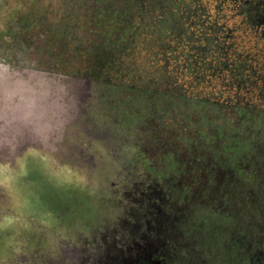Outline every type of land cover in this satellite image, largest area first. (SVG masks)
<instances>
[{
	"label": "clouds",
	"instance_id": "1",
	"mask_svg": "<svg viewBox=\"0 0 264 264\" xmlns=\"http://www.w3.org/2000/svg\"><path fill=\"white\" fill-rule=\"evenodd\" d=\"M98 16L92 0H0V264H86L75 210L53 230L33 202L79 203L131 170L138 105L94 55Z\"/></svg>",
	"mask_w": 264,
	"mask_h": 264
},
{
	"label": "rangeland",
	"instance_id": "2",
	"mask_svg": "<svg viewBox=\"0 0 264 264\" xmlns=\"http://www.w3.org/2000/svg\"><path fill=\"white\" fill-rule=\"evenodd\" d=\"M178 1H184L186 3L183 5L184 9L181 8V12L177 11L173 13L166 7H159L158 10L162 12V15H160L162 18L159 21H155V17L151 14H148L147 17L145 16L146 18L144 17L141 20L136 19L137 22L135 21V25L137 26L134 27L135 29L133 28L132 31L130 30L128 40L123 43L121 52H111L108 51L106 47H104V50H93L94 55L106 63L110 75L117 76L121 72H125L127 83L129 81L133 85L122 90L127 91L135 98L138 105V112L132 118V122H139V128L137 127V142L132 145L136 151L132 153L129 161L131 170L125 169V171L127 173H140V171L145 168L144 166L147 164V160H149V158H154V164H149V171H151V173L160 176L184 173L186 177L190 176V183L187 182V179L182 175H176L174 179L177 180L180 185L183 184L184 187H181V196L177 200L172 199L173 201L171 200V203L175 205L174 203L180 201L179 207L182 206V209L187 207V220L186 223L180 225L178 229L177 226H175V230L177 229L176 234H172L171 236L174 238L173 241L176 246V251L175 253L171 251H164L161 253L162 256L160 257L164 259V264H249L246 258L243 259L237 253H234L235 251H232L235 238L233 235L230 237L229 235L232 233L234 227L238 229L243 225L248 226L251 222V217L253 216L252 218L255 219V216H257V214H253V212L259 209L261 210L259 217L264 226V195H262L264 194V189L259 186L256 189L257 191L253 192L250 187V192L252 193V195L250 194L251 198H258L253 200L246 196L242 199L239 195L240 191L251 185L250 181L252 176L249 173L232 172L223 179L218 176L219 179L215 180L216 185L214 187V183L210 180L209 176H207V179L196 178L194 172H188L180 155L186 152L188 147L187 142L191 138V135L198 130H203V112L192 104L181 105L182 112L180 109L177 110L176 108L173 110V107L180 104L177 103L178 100H173L169 95H156L147 90H135L137 87L136 84L144 85L146 83L147 86L154 87L155 85L151 84L152 78L150 77H154L158 73H163V76H159V78H165L167 83L171 82L173 85L178 84V86L188 87L187 83L189 82L192 89L200 90L202 93L209 90L212 92H220L221 99L225 98L226 95L232 96V88L230 87L232 84L230 81L224 80L225 82L222 83L219 79L212 80V78H209V75H206V80L203 79V81L206 82L207 80H211L210 85H207L208 82L203 84L200 82L195 85L197 88L192 86L194 76H197L198 72L199 75L202 74L200 71V61H198L200 59V57H198L199 54L190 52L188 59L183 58L186 51L183 45L185 42L180 39L178 40L176 36H171L172 34L168 33L174 26V28H179L185 24V26L188 27L189 23L194 22L193 19L189 18L191 17L189 15L191 12L188 10L190 7V0ZM201 1L207 5L210 14L218 18L220 23L231 28L235 27L233 37L227 42L228 45L230 46L232 42V44L234 43V45H236L237 50L243 51L244 54L250 53V57L255 58L253 64H255L258 69L257 78L261 77L263 82L258 81L257 85L253 87L252 90H250L249 87H242L239 96L240 98L244 96L247 101L258 102L260 106L264 107V29H259L254 32L246 25H240V17L236 15L235 6L230 0ZM244 1V6L246 9L250 10V12L257 10L256 8L259 5H255V0ZM259 1H262V4L264 3V0ZM171 2L172 4H179L182 6V3H178L177 0H171ZM102 3L103 2H99L98 5ZM157 5H159V3L153 4V7L155 8ZM190 9L192 10V8ZM198 10L202 13L206 12L203 10L201 11L200 8H198ZM139 12L142 15L144 14L143 10ZM102 20L103 24L100 28L103 31V35L108 40L110 32L118 28L120 29L121 23L119 21L115 22V20L113 21L107 17ZM182 20H185V22H182ZM201 20L203 19H200L199 22ZM157 24L164 29L161 28V30H158L155 28ZM200 26H203L202 22L200 25L196 23L192 27L200 29ZM112 42H114V39ZM100 46L103 45L100 44ZM102 48L103 47H100V49ZM219 49L221 50V48ZM230 53H232V51H230ZM228 59L231 60L229 57ZM184 63H186V67L194 74L193 77L191 72H189L191 74L188 72L183 73V69L181 70ZM193 69H196L195 71L197 72L193 71ZM207 71H212L213 74L217 73L215 65ZM177 75H180V77H177ZM174 77L176 78L175 80ZM147 79L149 82H146ZM231 82L234 83L237 81L232 77ZM158 86H161V83H159ZM179 88H177V90L181 91ZM184 96H186V92ZM174 101H176V103ZM161 110H164V112L161 113ZM179 113H181L180 116L182 120H179L177 117ZM190 113L194 114L197 120L194 130L188 131L186 127L188 123L185 117ZM154 116H157V118ZM184 120L186 123H184ZM227 120L229 121V119ZM228 121H221L219 127L222 129L228 127L227 125L230 123ZM249 123L250 121L246 122V124ZM232 125L233 124H230L229 126L235 128ZM260 126L261 125H256L255 122L254 124L251 123L252 132L253 129H257L258 127L261 128ZM185 127L186 130H183ZM260 131L263 135L260 137L257 136V139L253 143V148L258 149L259 153L261 149L264 151V129ZM191 132L193 133L191 134ZM252 134L253 133H251V135ZM169 142L171 143L168 144ZM161 144L165 147H161V149L157 150L158 145ZM140 147L147 149V152H143L146 155V159L141 154L139 150ZM219 149L221 151H223V149L225 150V145L224 148L220 145ZM229 154L234 157L239 155L233 151L229 152ZM223 156L229 157V155L226 156L225 153H223ZM225 162L228 163V161ZM257 171L258 174L254 175L255 181H257L258 178H263V174H259L261 171ZM116 175L118 177L121 174L117 173ZM157 181L155 182L156 186L154 185L155 188L152 190L155 197L160 194V192L156 191L159 185H166V181H171V178L168 180L161 177L157 179ZM260 183L261 182L258 184L261 185ZM160 189L159 187V190ZM131 190L132 189L129 191ZM160 191L162 192V190ZM192 191L195 193L194 199L190 198V195L194 194ZM128 195L131 197L130 192ZM53 196L54 199H49L43 195L39 196L38 201L33 202L35 211L39 214V218L46 223L49 222L51 216L53 230H55V228L59 227V224L55 223V217L62 215L64 219L67 220L71 211L75 210L78 217L77 235L81 247L89 246L91 243L96 245L93 239H90L91 242H87V240L82 239V237L91 236L95 230L104 227V224H109L115 214L125 211L120 204L117 205L111 202V200H114L116 194L111 190L110 181L108 182L107 189L101 186L93 194L79 195V203H77V198H74L71 189L56 191L53 193ZM189 200L191 201L186 203ZM224 200L231 202L230 204L226 203L229 205V208H231V206L238 207V211H228L226 216H224L225 219L217 217L216 214L208 209L211 206L214 208V205ZM161 201L163 203L168 202L167 199H162ZM184 203L188 205L185 206ZM153 215V212H151L149 215L150 218H148L150 221L147 220L148 222L145 221V219H147L145 216L139 219L140 224L135 232L138 235L136 239L140 240L138 243H126L125 240H122V236L119 237L120 232H117L111 235L112 245L118 244L119 239L120 242L126 243L128 246L132 245V250H136V252L142 251L145 247L147 248L148 244H153V242H158L153 246L154 248L160 247V241L156 238V236H159L160 232L156 231L155 225L157 226L158 224L156 223H159L158 226H161L162 220L158 211L157 215ZM127 216L131 218L129 212ZM120 224L118 225L119 227L130 229V227L123 222ZM148 228L150 229L148 230ZM33 238H37L35 234H33ZM229 238L231 244L228 247L227 244L224 243L229 240ZM2 240L3 235L0 234V242H2ZM106 245L107 244H105V246ZM247 250L246 253L248 254L250 250L252 252L251 243L248 245Z\"/></svg>",
	"mask_w": 264,
	"mask_h": 264
},
{
	"label": "trees",
	"instance_id": "3",
	"mask_svg": "<svg viewBox=\"0 0 264 264\" xmlns=\"http://www.w3.org/2000/svg\"><path fill=\"white\" fill-rule=\"evenodd\" d=\"M93 1L94 0H92V2ZM95 1L97 3L103 2L99 8V16L96 20L98 30L100 29V31L103 32L100 26L102 27V19L105 17H107L108 19H112L113 21L115 20V22L119 21L121 23L120 29L118 28L110 32L109 34V39H111V41H113L114 39V42L112 44H110V42L108 41H104V44H102V38L105 37L103 33H101L99 36L101 38L99 39L102 41V43H99V45L95 46L93 49L104 50V47H106L108 51L111 52L122 51L121 47L123 43L128 40L130 30L132 31L133 28L137 26L135 25V21L137 22L136 19L141 20L145 16L147 17L148 14H151L153 15V17H155V21H159L162 18L160 16L162 15V12L158 10L159 7H166L170 12L175 13L177 11L181 12V8L184 9L183 5L186 4L184 1L180 2L178 0L177 2L180 4L182 3V6L179 4H172L171 0ZM255 1V5L259 6L256 8V11L254 10L251 12L250 10L246 11L247 9L244 6V0H237V2H235L236 11H240L239 4L241 5L240 7H243L246 11L245 13L243 12L240 15L236 13V15L240 17V25H246L254 32L258 31L259 29H264V3L262 4V1L259 0ZM158 3L159 5L154 8L153 4ZM189 4L190 7L188 10L191 12L189 13V15L191 16L189 18L193 19L194 22L189 23L188 27H186L185 24H183L179 28H174V26L169 30L168 33H171V36H176L178 40L180 39L185 42L183 45L186 51L183 58L188 59L190 52L199 54L198 57H200V59L198 61H200V71L202 72V74L199 75L198 72V75L194 76L192 86L195 87V85L199 84L200 82L202 84L208 82L207 85H210L211 80H207L206 82L203 81V79L206 80V75H209V78H212V80L219 79L222 83L225 82L224 80L230 81V83L232 84L230 85V87L232 88V96L226 95L225 98L221 99L220 92H212L211 90H209L205 93H202L200 90L198 91L194 88L192 89L189 82L187 83L188 87L178 86V84L173 85L171 84V82L167 83L165 78H159V76H163V73H158L154 77H150L152 78L151 84H154V87L147 86V84L144 82V85L136 84L137 87L135 88V90H147L156 95H169L173 100H178L177 103L180 104L173 107V110L176 108L177 110L180 109L182 112L181 105L185 104H192L194 107L201 109V111L203 112V130H198L195 133L191 132V134H193L187 142V150L180 155V158L182 157L183 163L186 166V170H188V172H194L196 178L207 179V176H209L210 180L214 183V187L216 185L215 180L219 179L218 176L223 179L229 176L232 172L249 173L252 176L251 181L249 180L251 185L245 188L246 191L245 189L241 190L239 195L242 199H244V197L246 196L248 198H251L250 194L252 195V193L250 192V187L252 188L253 192H256V189L259 186L264 189V151L261 149L259 153L258 149L253 148V143L257 139V136L260 137L263 135L260 130L264 129V107L260 106L258 102L256 103L247 101L244 96L240 98L239 92L241 91L242 87H249V89L252 90V88L257 85L258 81L262 82L261 77L257 78L258 69L256 68L255 64H253L255 58H251L250 53L244 54L243 51L237 50L236 45H234V43L232 44V42L230 43V46L228 45L227 42L230 41V39L233 37V31L235 27L231 28L225 26V24L223 23H220L218 18L210 14L207 5L204 4L201 0H190ZM190 8H192V10ZM198 8H200L201 11L203 10L206 12L202 13L198 10ZM141 10H143L144 12L143 15L139 12ZM200 19L203 20L199 22ZM182 22H185V20H182ZM201 22L203 23V26H200V29L192 27L196 23L200 25ZM155 28H157L158 30H161V28L164 29L158 24L155 26ZM100 44L103 46H100ZM100 47L103 48L100 49ZM219 48H221V50ZM230 51H232V53H230ZM228 57L231 58V60H229ZM213 65H215V69H217L216 74H213L212 71H207ZM182 69L184 71L183 73H192V71L186 67V63L183 64L181 70ZM181 70L180 73L182 74ZM195 70L196 69H193V71ZM193 75L194 74L192 73V77ZM177 77H180V75H177ZM232 77H234V80L237 82L232 83ZM175 79L176 78L174 77V80ZM147 81L149 82L148 79L146 80V82ZM159 83H161V86H158ZM128 84L130 86H133L129 81ZM177 88H179L181 91H178ZM185 92L186 96H184ZM174 102L176 103V101ZM163 112L164 110H161V113ZM180 114L181 113H179V116L177 117L179 120H182ZM154 117L157 118V116ZM185 119L188 123V125H186L188 131L194 130V126L197 120L195 115L191 113L187 114ZM227 119H229V121ZM221 121H228L230 123L228 125L226 124L228 127L222 129L219 127ZM247 121H250V123L246 124ZM186 122L184 120V123ZM254 122L258 126L261 125V128L258 127L257 129H253L252 132L251 123L254 124ZM135 123L138 127L139 122L135 121ZM230 124H233L232 126H234L235 128H231L229 126ZM186 127L183 130H186ZM251 133L253 134L251 135ZM170 143L171 142H169L168 144ZM220 145L223 148L225 145V150L223 149V151H221L219 149ZM161 147L165 146L162 144L158 145L157 150L161 149ZM232 151L234 153H238L239 155L235 157L230 155L229 152ZM223 153H225L226 156L229 155V157H224L225 155L223 156ZM141 154L146 159V155L143 152H141ZM153 160L154 158H149V160H147V164L144 166L145 168L141 171H147V173L150 174L154 181H157V179L161 177H164L168 180L171 178V181H166V185H159V187L161 188L160 190L166 193L168 202L162 203L161 201H159L155 197L154 192H152L156 185L152 182L146 183V181H144V186H138L136 190L137 193H132L133 197H138L140 199L144 198V200L142 199L141 201H143V207L145 208H137V211H139L137 214V223L140 224L139 219L143 217V214H146L144 215L146 218H150V216L147 215L149 212H153L154 215H157V206L161 207L160 212L163 214V216L161 217L162 225L158 226L159 223H156L158 224L156 231L160 232L159 236H156V238L159 239L157 240L160 241V248L158 250V253L161 254L166 250L175 253L176 246L173 241L174 238L171 235L176 234V230L178 229V227L186 223L187 207H185V209H182V206L179 207L180 201L174 203L175 205H172L171 203L173 200H177L181 196V187H184L183 184H181V186L177 188L176 185L179 182L174 179L176 175H182L187 179V182L190 183V176L186 177L184 173H175L168 176L153 174L151 173V171H149V164H154ZM225 161H228V163ZM257 170L261 171V173L259 174H263V178L261 177L263 180L261 178H258L257 181H255L254 175L258 174ZM259 182H261V185L258 184ZM149 184H151L150 186H153L152 188H149L150 190L145 188V186H149ZM158 189H156V191ZM192 192L194 193V191ZM148 197H152L151 201L148 199ZM194 197L195 193L190 195V198L194 199ZM257 198L258 197H252L251 199L256 200ZM190 201L191 200L187 201L186 203ZM111 202L117 205L119 204L116 200H111ZM186 203H184L185 206L188 205H186ZM226 203L230 204L231 202L224 200L223 202H219V204L214 205V208H212L211 206L208 209L216 214L217 217L225 219L224 216H226V213H228V211H238V207L231 206V208H229V205H227ZM255 213L257 214V216H255V219L252 218L253 216L251 217V222L248 226L243 225L238 229L234 227L229 237L233 235L235 238L234 245H232V251H235L234 253H237L243 259L246 258L249 264H264V226L259 217L261 214V210L259 209L257 211H254L253 214ZM112 219H115V217H113ZM175 226H177L176 230ZM102 231H105V229H103V227H100L98 228V230H95L92 235H99ZM137 236V233L134 232V234L130 237H134L136 239ZM250 243L252 245V252L250 250L248 254L246 253V251H248L247 248ZM224 244H227V246L229 247L231 244L230 238ZM133 251L134 250H132V253ZM96 260L97 255L93 254L92 257H90L87 261V264H98Z\"/></svg>",
	"mask_w": 264,
	"mask_h": 264
},
{
	"label": "flooded vegetation",
	"instance_id": "4",
	"mask_svg": "<svg viewBox=\"0 0 264 264\" xmlns=\"http://www.w3.org/2000/svg\"><path fill=\"white\" fill-rule=\"evenodd\" d=\"M230 1L234 4V6H236L235 2H237V0H230ZM92 3L94 5H96V4L98 5L99 2L97 3L94 0ZM100 6L101 5H98V8H100ZM240 6L241 5L239 4L240 11L235 10V12L237 14L240 15L243 12L245 13L246 11H248V9L245 11L244 8L243 7L241 8ZM97 28H98V26H97ZM101 33H103V32H101L99 29V31L97 33L98 37L100 36ZM115 33H117V32H115ZM105 38H102L103 43L101 40L99 41V43L104 44V41H108V42H110V44L113 43L111 41V39L106 40ZM262 82H263V80H262ZM120 176H118V178ZM141 179H143V180H141ZM119 180H121V181H119ZM144 181H146V183L152 182L153 184H155V182H156L150 176L149 173H143V172H140L137 174L127 173V175H124L122 179L110 181L111 190L116 194L114 200L118 201L120 206H123V209L125 211L123 213L118 212L114 216L115 219L110 220L109 224H104L103 229H106V231H102L99 235L94 234V235L89 236V237H82V239H86L87 242H91V240L93 239V242L96 243V245H93L91 243L89 246L81 247V249L84 251V253L87 256L86 264H87V261L89 260V258L92 257L93 254L97 255L96 261L98 264H107V254L109 256V259H108L109 264H119V263H121V258H123V257L124 258L128 257V256H132V257L137 256L138 257L140 255V254H138V252H136V250H134L132 253V247L126 245V243L135 244V243H138L140 241V240H136L134 237H130V236L133 235L134 232H136V229L139 225L137 223V221H138L137 214L139 212V211H137V208L138 209L145 208V207H143V203H142L143 201H141L142 199L144 200V198L140 199L138 197H133L132 193L136 194L137 193L136 190H137L138 186H140V185L144 186V184H145ZM118 182L120 184L119 188L116 187ZM120 182H122V183H120ZM150 185L151 184H149V186H145V188L146 189L152 188L153 186H150ZM130 189H132V190L129 191ZM128 191L130 192L132 198L128 195L129 194ZM128 196H129V198H128ZM148 199L151 201L152 197H148ZM157 209H158L159 215L162 217L163 214L160 212L161 207L157 206ZM128 212L131 214V218L127 217ZM150 214H151V212H149L147 215H150ZM144 215H146V214H143V216ZM147 220L150 221V219H148V218L145 219L146 222H148ZM122 222L129 227L131 226V229H128L125 227L123 229L122 227H119L118 225ZM150 226H152V225H150ZM155 227L157 229V226H155ZM149 229L150 228H148V230ZM117 232H120L119 237L122 236V240L126 241L125 244L120 242L118 239V244L112 245L111 235L116 234ZM148 237H149V234H148ZM89 239H91V240H89ZM157 243L158 242H156V243L153 242L152 245L155 246ZM105 244H107V245L105 246ZM159 248H160L159 246L156 248L153 247V251H152L149 258L148 257H144V258L140 257V259H139L140 264H156V263L157 264H164V259H162L160 257V256H162V254L158 253ZM166 252H168V250H166ZM100 258H102L101 261H100ZM99 261H100V263H99Z\"/></svg>",
	"mask_w": 264,
	"mask_h": 264
},
{
	"label": "water",
	"instance_id": "5",
	"mask_svg": "<svg viewBox=\"0 0 264 264\" xmlns=\"http://www.w3.org/2000/svg\"><path fill=\"white\" fill-rule=\"evenodd\" d=\"M143 173H147V172H143ZM152 251H153V245L152 244H148L147 248L145 247L142 251L138 252V254H140L138 257L137 256H133V257L132 256H128V257H125V258L123 257V258H121V263H119V264H140V262H139L140 257H142V258L148 257L149 258L151 253H152ZM108 259H109V256L107 254V264H109L108 263ZM101 260H102V258H100V261ZM100 261H99V263H100Z\"/></svg>",
	"mask_w": 264,
	"mask_h": 264
}]
</instances>
